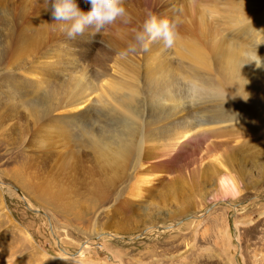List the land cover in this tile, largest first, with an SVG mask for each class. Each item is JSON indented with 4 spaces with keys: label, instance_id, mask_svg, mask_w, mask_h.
<instances>
[{
    "label": "rangeland",
    "instance_id": "1",
    "mask_svg": "<svg viewBox=\"0 0 264 264\" xmlns=\"http://www.w3.org/2000/svg\"><path fill=\"white\" fill-rule=\"evenodd\" d=\"M126 7L68 40L0 0V264H264V0ZM149 13L181 38L121 55Z\"/></svg>",
    "mask_w": 264,
    "mask_h": 264
},
{
    "label": "clouds",
    "instance_id": "2",
    "mask_svg": "<svg viewBox=\"0 0 264 264\" xmlns=\"http://www.w3.org/2000/svg\"><path fill=\"white\" fill-rule=\"evenodd\" d=\"M45 3L48 4L49 0H45ZM85 3L91 6L87 12L79 8L77 0H51L54 23L61 26L60 31L68 40H75L89 28H93L94 32H103L117 20L128 23L131 19L126 0H85ZM180 23L177 15L169 19L149 13L141 29L135 32L127 51L121 55L135 53L138 50L147 51L150 45L156 42H161L165 48H172L181 38ZM248 59L249 63H255L258 68L264 66V60L256 50L248 56Z\"/></svg>",
    "mask_w": 264,
    "mask_h": 264
},
{
    "label": "bare ground",
    "instance_id": "3",
    "mask_svg": "<svg viewBox=\"0 0 264 264\" xmlns=\"http://www.w3.org/2000/svg\"><path fill=\"white\" fill-rule=\"evenodd\" d=\"M11 50V47H10V49L9 50H7L6 52H5V55L9 52ZM235 74V73H234ZM221 91L224 93V94H226V95H228V96H230L232 99H234V100H236V101H238V102H242L243 101V98H244V95H243V87H242V84H241V82L239 81V80H236V79H230V80H227V81H224L223 82V86L221 87ZM246 100V99H245ZM245 100L242 102V104H245ZM77 104H80V102L79 103H77ZM81 104H83L82 102H81ZM74 105V104H73ZM78 106V105H77ZM218 123H220V121H218V120H212V121H209V122H207L206 123V125L207 126H209V125H218ZM211 127V126H210ZM210 129V128H209ZM183 138V137H182ZM99 139H96V141H98ZM178 141H179V139H177ZM100 141V140H99ZM101 142V141H100ZM102 143V142H101ZM176 144V143H175ZM102 145H103V143H102ZM104 146V145H103ZM128 155V152L127 151H120V152H118V151H115L114 153H113V158H114V160H116V161H119L120 160V158H121V156H127ZM172 160H175V159H172ZM143 182H145V179L144 180H142V183ZM3 185V184H2ZM1 186V185H0ZM8 188H9V186H8ZM11 189H12V187H11ZM15 190V189H14ZM12 192H13V190H12ZM19 193V192H18ZM23 196V195H22ZM21 197V196H20ZM55 197V196H54ZM56 198V197H55ZM29 208H30V206H29ZM113 227H115L114 225H112ZM154 227H156V226H154ZM119 239V238H118ZM90 245L92 246V241H91V243H90ZM93 247V246H92ZM90 247H89V244H88V246H85L83 249L84 250H81V254L82 253H84V251L86 250V249H89ZM64 250V249H63ZM65 253V254H64ZM63 254L64 255H67L68 253L64 250L63 251ZM84 256V255H83Z\"/></svg>",
    "mask_w": 264,
    "mask_h": 264
},
{
    "label": "water",
    "instance_id": "4",
    "mask_svg": "<svg viewBox=\"0 0 264 264\" xmlns=\"http://www.w3.org/2000/svg\"><path fill=\"white\" fill-rule=\"evenodd\" d=\"M36 213H38V211H36ZM141 234H143V233H141ZM141 234H140V235H141ZM137 237H138V236H137ZM129 239H132V238H129Z\"/></svg>",
    "mask_w": 264,
    "mask_h": 264
}]
</instances>
